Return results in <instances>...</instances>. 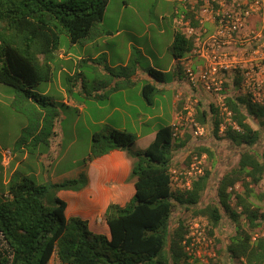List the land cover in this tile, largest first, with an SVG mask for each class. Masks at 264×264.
<instances>
[{
	"label": "trees",
	"instance_id": "1",
	"mask_svg": "<svg viewBox=\"0 0 264 264\" xmlns=\"http://www.w3.org/2000/svg\"><path fill=\"white\" fill-rule=\"evenodd\" d=\"M108 3L109 0H0V82L14 87L11 105L28 120L16 140L15 151L34 154L40 145L51 144L60 115L59 103L52 96L36 91L35 87L53 80L63 31L72 44L83 45L105 34L99 23L104 19ZM185 18H189L195 28L200 25L193 9L185 13ZM195 47L194 34L175 29L170 50L178 65L174 69L176 76L182 72L181 60ZM78 62V69L90 66L91 85L79 69L65 79L69 93L75 82L80 81L84 98L103 100L110 92L136 83L133 77L139 60L135 55L119 69L110 66L103 55L82 58ZM148 73L157 81L167 79V72L158 68L150 67ZM240 81V75H235V84ZM224 86L228 92L227 84ZM159 91L151 82L142 86L143 97L149 104ZM225 101L237 128L229 126L223 136L219 133L222 119L214 102L209 103V108H198L192 119L193 127L204 126L211 117L216 137H225L237 144H255L260 131L251 125L248 115L262 118L264 108L245 95H227ZM201 104L203 102L198 105ZM177 136L175 124L162 125L146 148L134 151L131 146L137 136L133 132L107 123L93 132L87 160L116 149H129L136 157L132 170L136 177L134 195L123 205L110 203L107 207L105 218L109 235L93 231L89 221L81 216L67 217V202L59 196H55L54 206L45 202L50 188H82L87 183L85 174L54 183H38L31 174L15 169L7 182L8 195L0 197V264H51L53 257L64 264L199 263L184 245L188 228L184 220L180 219L174 229L170 222L178 205L190 209L199 203L210 171L205 169L186 190L173 189V153L186 144L185 139L177 142ZM203 152L210 153V149L204 146L196 149L199 155ZM263 180L264 151L259 156L245 150L240 154L238 165L219 182V203L195 211L205 215L215 226L223 212L237 222V231L231 236L227 251L242 264H264V236H253L264 222V208L252 199H264V191L255 190ZM241 217L246 226L240 223Z\"/></svg>",
	"mask_w": 264,
	"mask_h": 264
},
{
	"label": "rangeland",
	"instance_id": "2",
	"mask_svg": "<svg viewBox=\"0 0 264 264\" xmlns=\"http://www.w3.org/2000/svg\"><path fill=\"white\" fill-rule=\"evenodd\" d=\"M243 1L109 0L104 19L99 23V28L105 31V34L94 43L90 42L83 45L78 43L72 44L67 32L63 31L61 34L62 49L71 51L75 60L79 55L91 56L105 50L107 53H103V56L107 59L109 58L110 63L116 65L118 69L126 61L128 54L135 55L139 60L140 74L137 77L136 86L130 90L131 100L135 104L130 110L134 117H137L139 112H143L142 116L144 117L147 115V112H157L161 101L154 105H149L143 96L137 95L138 88L147 80L156 81L148 73L150 67L166 70L174 66V57L170 46L174 39L175 29H181L189 34L188 27L191 26L189 18H185V13L193 9L195 11V18L200 22L203 7H209L210 11L207 14L211 13V18H215V22L218 23V17L222 16L226 11L239 7V4ZM197 16L200 18H197ZM253 18L256 24L250 23V25L264 29V6ZM200 25H202L201 22ZM204 27L207 29V32H205L207 35L216 32V24L214 22H206ZM203 28L198 30V34H194L195 37L200 35ZM118 30L120 32L116 33ZM188 55L191 56V54ZM187 60L185 59V61ZM59 62L60 60L57 59L56 64ZM79 69L83 70L85 80H87L88 85H91L93 73L90 66L84 65ZM57 71L55 69L53 80L43 81L35 87V90L41 93L45 90H50L49 95L59 103L60 115L55 126V142L49 146L40 145L34 155H30L29 159L26 162H22L23 164L20 166L21 170L31 174L38 183H54L75 176L79 167L84 166L88 161L87 158L92 143L91 128L95 130L99 128L92 124V117H96L97 113H94L90 102H88L90 108L85 109V111L78 109L74 105L69 106L62 102L64 89L59 86L60 84L56 77ZM232 74L231 72H227L223 77L227 79V81L225 80L227 91L235 95L236 93L230 84L231 82L228 81ZM186 76L188 77L187 73ZM173 77V72H167V79L159 82L166 86L165 94L167 97H163L162 101L167 111L173 97L172 88H170V85L175 82ZM14 93L15 89L13 86L0 82V197L7 191V185L3 182L7 166L2 164V159L4 156L11 157L15 151L16 140L28 122L26 115L14 109L11 105ZM157 96L162 97V94ZM218 101L216 93H208L204 89H201L199 96H193V94L189 96L186 112L178 114L177 121L175 122L178 135L177 142L185 139L186 144L177 147L173 153L174 157L171 169L173 189H188L192 180L198 175L203 174L205 169L210 171V176L199 203L190 209L178 205L172 215L170 226L171 229H174L179 220L182 219L188 226L186 234H190L193 227L198 225L202 231V236L205 238L202 250L205 262L201 264H242L241 261L233 259L227 251V244L231 236L237 231V222H234L227 213L223 212V217L215 226L211 224L205 215L196 213L195 211L208 204L219 203V182L225 173L238 165L240 154L243 151L252 150L259 156L262 155L264 151V116L258 118L255 115H248V121L254 128L260 131V138L253 145L237 144L225 137H216L213 132L211 117L204 124L202 134L196 132L193 127L194 120L192 119L198 108H209L210 102L218 105ZM199 102H203V104L198 105ZM113 103L114 101L111 102V104ZM219 114L222 119L219 133L223 136L226 129L232 125V121L227 118L223 109L219 108ZM139 115L141 114L139 113ZM114 118L113 120L117 122V117L114 116ZM128 122L129 131L138 136L131 149L134 151L141 150L150 141H148L149 139L146 137V134L137 135L139 129L133 127L129 119ZM168 122L169 120H162L159 127L168 124ZM199 146L209 148L210 153L203 152L199 155L196 153V149ZM127 150L130 152L129 149ZM18 154L20 157L22 156V153L19 151ZM20 160L23 161L22 157ZM83 174L86 175L85 172L81 175ZM58 190L60 189L50 188L47 193L45 202L49 206H54V198ZM255 190L256 192L264 191V180L255 186ZM252 199L256 204L264 208V199L256 197H252ZM240 223L246 226L243 217H241ZM210 230H212V233H210ZM253 236L254 238L264 236V222L261 227L254 231Z\"/></svg>",
	"mask_w": 264,
	"mask_h": 264
},
{
	"label": "crops",
	"instance_id": "3",
	"mask_svg": "<svg viewBox=\"0 0 264 264\" xmlns=\"http://www.w3.org/2000/svg\"><path fill=\"white\" fill-rule=\"evenodd\" d=\"M197 18L200 17L197 16ZM208 20L209 19L207 18L200 20L202 25L196 28L197 32L199 29L204 27V24L206 22H211ZM251 23L256 24L254 18L252 19ZM204 31H207L205 27L203 28L202 32ZM119 32L120 30H118L116 33ZM202 32L200 34L202 39H204L205 36ZM103 53L107 52L103 50L91 56L79 55L75 60L72 56L71 51L61 48L58 51V55L56 57V60L59 59L60 62L56 64L55 60L54 64L55 69L58 70L56 77L60 84L59 86L60 88L64 89L62 102L69 106L74 105L75 107L83 111H85V109L87 108H90L88 104V102H90L94 113H97L96 117H92V124L98 126L99 128L107 123L116 128L129 131V128L127 126L129 123V119V121L132 122L133 127L139 129L137 135L141 136L142 134H146V137H148V141H150V144L154 139L159 128V124L162 123V120H169L168 124H175L178 118V114L181 112H186V105H188L189 103V96H191L192 94L193 96H199V93H201L200 89L191 85L188 77L186 76V70L189 65L195 69L203 66L204 59L198 55H187L181 60L180 67L182 72L179 73L178 76H176V73L174 72V69L178 66L175 59L173 61L174 66H172L171 69H160L165 72H173L174 75L173 79L175 82L170 85V88H172L173 97L171 98V103L168 107V111L163 105L162 101L163 97H167V95L165 94L166 86L162 85V83H159L162 81L157 82V80H147L146 82L154 83L160 89L159 93L155 95L153 103H148L149 105H154L155 103L161 101L159 110L155 113L147 112V115L144 117L142 116L143 112H139L141 115H139L138 113L137 117H134L130 110L131 107L135 105L131 100L130 90L136 86V83L132 87L121 88L110 92L107 98L103 100L93 97L84 98L80 93V81L75 82L72 92L69 93V91H67L66 89L65 79L66 77L75 73V71L79 70V59L96 58L100 55H103ZM130 57L131 54H128L126 61L121 65L127 64ZM185 59L188 60L185 61ZM107 61L110 66L116 67V65H112L110 63L109 58L107 59ZM139 74L140 69L138 68L137 73L133 77L136 82ZM54 76L55 75H53V79ZM143 84H141L138 88L137 95L139 96H143ZM42 93L49 95L50 90H45ZM159 94H162V97H158L157 95ZM113 101L114 103L111 104V102ZM114 116L117 117V122L113 120ZM94 131L95 129L91 128V135ZM54 139L55 138H53L51 144L55 142ZM149 144L144 146L142 149L146 148ZM19 152L22 153L21 157L23 161L20 160L21 157L19 156L18 151H14L11 157L4 156V158L2 159V164L4 166H7L6 172L3 177V182L6 185L11 173L17 168L20 169V166L23 164L22 162H26L29 159V156L32 155L25 150H19ZM135 160V157H133L131 152H129L127 149H116L93 160H88L84 166H80L77 174L73 177H81V174L85 172L87 183L81 189H60L56 192V196H59L67 202V207L65 209L66 216H81L82 218L89 221V226L93 231L109 235L110 229L105 218L107 207L110 203H119L123 205L134 195L136 177L132 175V170L135 164ZM4 194L8 195V188L6 193ZM51 264L64 263H60L56 257H53L51 260Z\"/></svg>",
	"mask_w": 264,
	"mask_h": 264
},
{
	"label": "built area",
	"instance_id": "4",
	"mask_svg": "<svg viewBox=\"0 0 264 264\" xmlns=\"http://www.w3.org/2000/svg\"><path fill=\"white\" fill-rule=\"evenodd\" d=\"M264 6V0H244L239 7L226 11L218 17L211 18L209 7H203L201 19L216 24V32L205 34L204 39L199 35L196 37V47L190 53L204 59L201 67L193 68L189 65L186 73L192 86L204 89L208 93H216L218 96V107L223 109L227 118L232 121V111L228 108L225 97L232 95L225 92V80L223 76L227 72L233 73L230 81L235 95H245L251 101L264 108V29L250 25L252 18L258 14ZM188 35L198 34L194 26L188 27ZM207 32V31H206ZM235 75H240L241 81L235 84ZM196 132L202 134L204 127L197 125ZM202 231L198 225L193 227L191 233H187L184 245L193 259H199V263L205 262ZM210 241V240H209ZM207 244V242H206Z\"/></svg>",
	"mask_w": 264,
	"mask_h": 264
}]
</instances>
